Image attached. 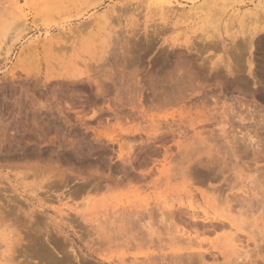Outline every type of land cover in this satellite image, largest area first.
<instances>
[{
	"label": "rangeland",
	"instance_id": "1",
	"mask_svg": "<svg viewBox=\"0 0 264 264\" xmlns=\"http://www.w3.org/2000/svg\"><path fill=\"white\" fill-rule=\"evenodd\" d=\"M170 1L0 0V264H264V0Z\"/></svg>",
	"mask_w": 264,
	"mask_h": 264
},
{
	"label": "bare ground",
	"instance_id": "2",
	"mask_svg": "<svg viewBox=\"0 0 264 264\" xmlns=\"http://www.w3.org/2000/svg\"><path fill=\"white\" fill-rule=\"evenodd\" d=\"M155 3L157 2V3H159L160 5H162L163 7H165V5H167V6H170V7H172V6H178L181 10H179L180 12H182V11H184V12H186V11H190L188 8H186L187 7V4H183L182 2H177V4H176V2H175V4H174V2L173 1H170V0H153ZM181 1H183V2H187L188 0H181ZM231 3H232V1H231ZM264 3V2H263ZM262 2H260L259 3V7L262 9V11H264V4H263ZM174 4V5H173ZM172 5V6H171ZM166 6V7H167ZM177 7V8H178ZM174 8V7H173ZM175 9V8H174ZM169 12H170V10H169ZM171 12H173V11H171ZM184 12H182V13H184ZM260 15V14H259ZM261 15H263V14H261ZM262 17V16H261ZM264 17V16H263ZM262 19V18H261ZM13 25V24H12ZM19 26V25H18ZM23 30V28L21 29V31ZM263 31H264V28L262 29ZM259 42V41H258ZM246 46V45H245ZM238 47H240V45H238ZM241 48V47H240ZM246 50V49H245ZM241 53V52H240ZM237 55V54H236ZM238 56V55H237ZM239 57V56H238ZM236 58V57H235ZM245 59V58H244ZM240 60V59H239ZM240 64H242V63H240ZM239 64V65H240ZM242 71V70H241ZM235 72V71H234ZM255 72H256V70H255ZM183 86V85H182ZM170 96V95H169ZM261 120V119H260ZM255 138V137H254ZM261 145V144H260ZM86 203V202H85ZM254 211V210H253ZM209 213V212H208ZM240 215H238V217H239ZM242 216V215H241ZM240 216V217H241ZM243 217V216H242ZM207 218V217H206ZM208 219V218H207ZM238 220V219H237ZM237 223V222H236ZM241 229V228H240ZM249 229V228H248ZM241 230H243V229H241ZM246 231V230H245ZM235 238H237L236 236H235ZM226 239H227V237H226ZM236 240V239H235ZM238 251V250H237ZM249 251V250H248ZM240 252V251H239ZM236 254H238V253H236ZM237 257H238V255H237ZM236 257V258H237ZM239 258H240V256H239ZM236 261H238V260H236ZM235 261V262H236ZM248 262V261H247ZM251 263V262H250ZM236 264V263H235ZM242 264V263H241ZM244 264V263H243Z\"/></svg>",
	"mask_w": 264,
	"mask_h": 264
}]
</instances>
